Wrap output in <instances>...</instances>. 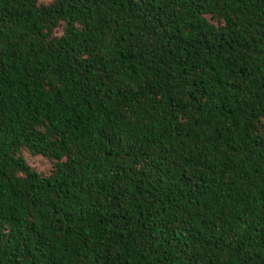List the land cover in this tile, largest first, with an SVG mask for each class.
Here are the masks:
<instances>
[{"label": "trees", "instance_id": "trees-1", "mask_svg": "<svg viewBox=\"0 0 264 264\" xmlns=\"http://www.w3.org/2000/svg\"><path fill=\"white\" fill-rule=\"evenodd\" d=\"M0 264H264V0H0Z\"/></svg>", "mask_w": 264, "mask_h": 264}, {"label": "rangeland", "instance_id": "rangeland-1", "mask_svg": "<svg viewBox=\"0 0 264 264\" xmlns=\"http://www.w3.org/2000/svg\"><path fill=\"white\" fill-rule=\"evenodd\" d=\"M47 0H43L46 2ZM27 163L34 167L37 171L41 173H47L51 168L50 163L42 157H32L28 154L25 155Z\"/></svg>", "mask_w": 264, "mask_h": 264}]
</instances>
